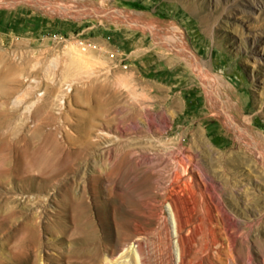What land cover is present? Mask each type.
I'll list each match as a JSON object with an SVG mask.
<instances>
[{"label":"rangeland","instance_id":"obj_1","mask_svg":"<svg viewBox=\"0 0 264 264\" xmlns=\"http://www.w3.org/2000/svg\"><path fill=\"white\" fill-rule=\"evenodd\" d=\"M202 195L262 235L264 0H0V264H175Z\"/></svg>","mask_w":264,"mask_h":264},{"label":"bare ground","instance_id":"obj_2","mask_svg":"<svg viewBox=\"0 0 264 264\" xmlns=\"http://www.w3.org/2000/svg\"><path fill=\"white\" fill-rule=\"evenodd\" d=\"M98 3H101V0H98ZM253 7L259 9L255 5ZM28 86L25 88L30 87ZM24 90L26 91V89ZM23 184L27 185L28 183ZM225 190L229 194L228 186L225 187ZM237 205L236 199L233 196H229L227 202H215L202 195L201 204L198 205H194L192 202L191 204L186 203L179 197L173 198L169 208L172 216V228L175 240L174 254H171L172 256L169 257V260L174 257L175 264H263L264 261H256L249 252L245 255L238 254L239 250L237 251L236 249L237 243L249 241L252 231H244L242 229H236L235 227L227 228L228 217L234 221L236 216L239 217L241 214L245 216L247 214L246 212H248L242 211ZM231 208L234 209L233 214L235 215H232L230 212ZM262 209L264 210V206ZM186 211H189V216H187ZM192 222L195 225L189 228ZM252 222H254L253 218L246 219L245 224H248L247 228H250ZM250 242L258 247L262 257H264V231L260 237H256L250 240ZM250 242L247 244H251Z\"/></svg>","mask_w":264,"mask_h":264}]
</instances>
